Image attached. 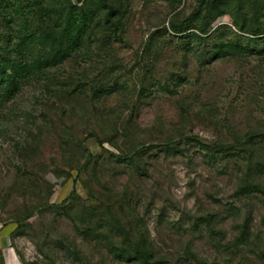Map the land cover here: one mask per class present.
Here are the masks:
<instances>
[{
  "label": "rangeland",
  "instance_id": "374dc122",
  "mask_svg": "<svg viewBox=\"0 0 264 264\" xmlns=\"http://www.w3.org/2000/svg\"><path fill=\"white\" fill-rule=\"evenodd\" d=\"M0 72V264H264V0H0Z\"/></svg>",
  "mask_w": 264,
  "mask_h": 264
},
{
  "label": "crops",
  "instance_id": "0c3cea01",
  "mask_svg": "<svg viewBox=\"0 0 264 264\" xmlns=\"http://www.w3.org/2000/svg\"><path fill=\"white\" fill-rule=\"evenodd\" d=\"M2 256H3L4 264H16L15 257L11 249L9 248L3 249Z\"/></svg>",
  "mask_w": 264,
  "mask_h": 264
},
{
  "label": "trees",
  "instance_id": "16d2710c",
  "mask_svg": "<svg viewBox=\"0 0 264 264\" xmlns=\"http://www.w3.org/2000/svg\"><path fill=\"white\" fill-rule=\"evenodd\" d=\"M1 72H2V71H1ZM1 72H0V73H1Z\"/></svg>",
  "mask_w": 264,
  "mask_h": 264
}]
</instances>
